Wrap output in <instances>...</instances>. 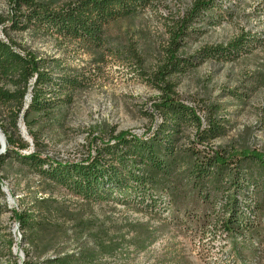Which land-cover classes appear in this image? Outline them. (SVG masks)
<instances>
[{
	"label": "trees",
	"instance_id": "trees-1",
	"mask_svg": "<svg viewBox=\"0 0 264 264\" xmlns=\"http://www.w3.org/2000/svg\"><path fill=\"white\" fill-rule=\"evenodd\" d=\"M151 2L7 0L9 11L0 14V27L4 34L33 29L100 49L109 46L105 35L109 23L135 15ZM220 4L221 0H192L168 25L158 62L142 71L157 91L142 110L150 121L144 131L110 128L95 135L77 158L42 157L35 128L44 119L51 121L56 110L72 102L74 91L85 86L82 68L17 49L14 40L0 37V106L7 112V121L0 120L5 138L0 163L17 159L84 201L136 206L166 225L180 224L202 238L234 235L251 244L258 241L264 208L263 153L249 146L215 145V139L232 130L222 103L210 97L183 96L174 79L207 59L228 60L264 44V33L242 31L226 43L184 54L186 41L200 34L204 22L220 23L215 14ZM21 121L35 145L27 154L20 153L30 146L21 135ZM0 196H4L1 189ZM2 208L0 204V213ZM12 214L21 226L30 224L28 213L13 209ZM155 231L146 226L127 242L144 250L154 241ZM123 237L109 241L113 254L124 250ZM97 243L101 250L102 243ZM74 255L66 253L44 262L79 264Z\"/></svg>",
	"mask_w": 264,
	"mask_h": 264
},
{
	"label": "rangeland",
	"instance_id": "rangeland-1",
	"mask_svg": "<svg viewBox=\"0 0 264 264\" xmlns=\"http://www.w3.org/2000/svg\"><path fill=\"white\" fill-rule=\"evenodd\" d=\"M191 1L152 0L137 14L109 23L105 28L109 46L100 49L33 29L4 34L0 27V37L14 40L17 49L82 68L87 77L70 104L35 128L42 157H80L95 135L110 128L144 131L150 121L142 110L157 91L142 71L158 62L168 25ZM220 5L215 10L220 23L204 22L200 34L186 41L184 54L226 43L242 31L264 33L261 0H221ZM8 11L7 0H0V14ZM174 79L181 95L222 103L232 130L215 139V145L249 146L264 155V127H260L264 121V44L228 60L207 59ZM6 114L0 106V120L6 122ZM19 127L30 145L20 153L27 154L35 145L22 121ZM0 189L4 193L0 196V264H45V259L66 253L76 254L79 264H264V208L259 239L251 244L234 235L202 238L180 224L166 225L136 206L84 201L14 158L0 163ZM13 209L28 213L30 224L21 226ZM146 226L156 229V236L139 251L127 241ZM122 235L124 250L113 254L108 243ZM97 242L102 243L101 250Z\"/></svg>",
	"mask_w": 264,
	"mask_h": 264
},
{
	"label": "water",
	"instance_id": "water-1",
	"mask_svg": "<svg viewBox=\"0 0 264 264\" xmlns=\"http://www.w3.org/2000/svg\"><path fill=\"white\" fill-rule=\"evenodd\" d=\"M5 148V138L4 135L2 133V140L0 141V149H4Z\"/></svg>",
	"mask_w": 264,
	"mask_h": 264
},
{
	"label": "bare ground",
	"instance_id": "bare-ground-1",
	"mask_svg": "<svg viewBox=\"0 0 264 264\" xmlns=\"http://www.w3.org/2000/svg\"><path fill=\"white\" fill-rule=\"evenodd\" d=\"M2 140V132H1V130H0V141Z\"/></svg>",
	"mask_w": 264,
	"mask_h": 264
}]
</instances>
